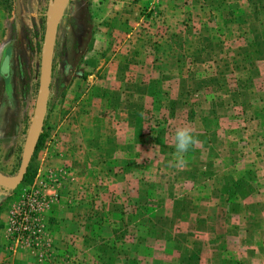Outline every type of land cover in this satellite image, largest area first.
Segmentation results:
<instances>
[{"label":"rangeland","instance_id":"rangeland-1","mask_svg":"<svg viewBox=\"0 0 264 264\" xmlns=\"http://www.w3.org/2000/svg\"><path fill=\"white\" fill-rule=\"evenodd\" d=\"M49 2L0 0V46L12 57L10 75L0 76V172L9 177L33 111ZM92 115L121 124L115 133L97 132L86 123ZM185 125L199 143L178 155L173 136ZM88 136L115 138L102 149L118 154L129 140L133 153L132 222L98 242L97 264H132L135 249L148 251V261L138 259L145 264L156 257L160 264H204L227 213L258 219L264 232V0H61L37 146L25 180L9 191L0 187L8 217L39 183L38 157L70 151L58 138H73L76 153L75 140ZM124 162L118 155L115 166ZM87 184L72 203L83 190L87 201L98 195L96 183ZM253 190L261 206L252 205ZM65 246L68 263L76 264L75 240ZM179 250L193 253L179 257Z\"/></svg>","mask_w":264,"mask_h":264},{"label":"crops","instance_id":"crops-1","mask_svg":"<svg viewBox=\"0 0 264 264\" xmlns=\"http://www.w3.org/2000/svg\"><path fill=\"white\" fill-rule=\"evenodd\" d=\"M86 118L89 127L97 132L100 130L104 133L108 131L115 133L121 124L116 119L113 120L115 117L108 115L98 116L96 122L93 115L89 120L88 117ZM72 140L74 139L55 140L60 146H68L70 151L58 148V152H50L37 159L36 174L41 176L39 181L46 180L45 187H41V191L48 194V198L40 207L36 217L40 231L35 248L27 249L14 243L10 251H5L10 208L9 205L0 208V244L5 243L2 246L5 249L0 248V264L6 262L7 264H69L67 259L69 250H66L65 243L70 237L75 240L78 247L76 253L80 256L76 264H97L102 257V251L97 249L98 242L103 241V237L112 239L123 221L127 225L131 224L132 221L128 217L132 215L129 207L132 201H129L127 193L132 190L133 181L132 142L125 140L124 153L118 154L117 151L102 149L105 141L107 144L110 141L115 143L117 141L115 138L82 137L75 140L79 146L77 152L72 153L70 146L74 142H69ZM118 155L123 157L125 162L117 168L115 161ZM102 161L107 163V166H104ZM87 183L92 185L96 183L94 193L98 195L92 196V201H87L86 194L89 196L90 191L83 190L81 193H84L83 199L72 203L73 192L78 188L87 187ZM253 191L252 205L261 206L259 194L256 190ZM20 197L21 195L19 199ZM247 205L252 207L250 202H247ZM237 206L241 207L240 204ZM227 214L223 230L211 236L213 248L204 252V264H264V244L259 242L261 234L264 233L261 228L262 222L243 215L241 211L234 212L232 218L230 213ZM156 224L159 228L160 219H157ZM139 233L141 240L144 233L142 231ZM155 237H160V233ZM147 253L148 251L142 249L130 251L131 258L135 256V263L131 261L132 264H145L138 259L145 258L148 261ZM180 253L190 257L193 252L179 250L176 254L181 257ZM113 261L108 264H119L117 260L115 263ZM150 261L151 264H160L158 257Z\"/></svg>","mask_w":264,"mask_h":264},{"label":"water","instance_id":"water-1","mask_svg":"<svg viewBox=\"0 0 264 264\" xmlns=\"http://www.w3.org/2000/svg\"><path fill=\"white\" fill-rule=\"evenodd\" d=\"M61 0H50L43 29L40 48V62L37 93L33 105L30 123L23 142L18 168L13 176L0 172V187L11 190L22 181L28 162L35 148L40 128L46 111L49 83L51 77V61L53 45L60 14Z\"/></svg>","mask_w":264,"mask_h":264},{"label":"built area","instance_id":"built-area-1","mask_svg":"<svg viewBox=\"0 0 264 264\" xmlns=\"http://www.w3.org/2000/svg\"><path fill=\"white\" fill-rule=\"evenodd\" d=\"M46 180H41L37 185L29 186L22 197L16 211H12L9 217V240L6 249H10L13 242L32 246L36 244L39 236V223L37 214L48 194L41 191L45 187Z\"/></svg>","mask_w":264,"mask_h":264},{"label":"clouds","instance_id":"clouds-1","mask_svg":"<svg viewBox=\"0 0 264 264\" xmlns=\"http://www.w3.org/2000/svg\"><path fill=\"white\" fill-rule=\"evenodd\" d=\"M4 46H0V60H3V69L0 70V76L10 75L12 57L6 55L3 51ZM174 147L178 155L185 154L190 148H194L198 143V138L189 126H178L174 132Z\"/></svg>","mask_w":264,"mask_h":264},{"label":"trees","instance_id":"trees-1","mask_svg":"<svg viewBox=\"0 0 264 264\" xmlns=\"http://www.w3.org/2000/svg\"><path fill=\"white\" fill-rule=\"evenodd\" d=\"M36 146H37V144L35 145V148H36ZM25 173H27V171ZM25 175L26 174L23 175V180H25Z\"/></svg>","mask_w":264,"mask_h":264},{"label":"bare ground","instance_id":"bare-ground-1","mask_svg":"<svg viewBox=\"0 0 264 264\" xmlns=\"http://www.w3.org/2000/svg\"><path fill=\"white\" fill-rule=\"evenodd\" d=\"M6 75H4V77H5Z\"/></svg>","mask_w":264,"mask_h":264}]
</instances>
